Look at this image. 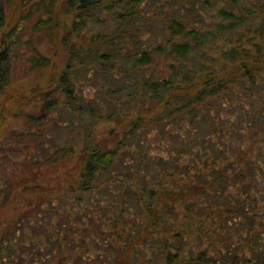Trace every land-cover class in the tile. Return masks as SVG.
I'll return each mask as SVG.
<instances>
[{
	"label": "trees",
	"instance_id": "trees-1",
	"mask_svg": "<svg viewBox=\"0 0 264 264\" xmlns=\"http://www.w3.org/2000/svg\"><path fill=\"white\" fill-rule=\"evenodd\" d=\"M64 13L66 60L0 186V264H264V0H0V96L17 48L50 66L34 35ZM61 94L80 123L67 137L44 133Z\"/></svg>",
	"mask_w": 264,
	"mask_h": 264
},
{
	"label": "rangeland",
	"instance_id": "rangeland-1",
	"mask_svg": "<svg viewBox=\"0 0 264 264\" xmlns=\"http://www.w3.org/2000/svg\"><path fill=\"white\" fill-rule=\"evenodd\" d=\"M17 8V4H14L11 9V12L8 15L9 26H12V24L16 25V23L18 22L17 15H15L18 13V11L16 10ZM66 17V13L62 15H56L53 25H51L49 28L44 29L43 31L37 32L34 35L35 43L37 44L39 50L51 59L49 67L43 69L39 68L37 70H30L28 68V64L25 61V57L28 52L25 51L23 48H17L18 55L16 56L14 61V72L12 82L5 90L3 95L0 96V108L3 109L4 113H10L7 118V122L5 123L2 129V133L0 134V186H2L4 190L8 187L6 186L7 181L19 180L20 177L18 176L21 175L20 172L23 171L22 160L24 161V156L17 154V156L15 157V161L18 163L19 166L18 168L16 164H14L12 167H9V164L13 156L12 150L21 152L20 149H18L17 147L21 139L18 138L16 135L23 136L24 130L28 128L25 114L29 112H36V114L38 115L39 113H41V104L43 102L44 97L42 98L40 91L44 89V87L53 78L55 79L57 77L56 75H58L60 70L63 68L64 62L66 60L65 54L61 52L57 42H54L56 29L59 28L58 31L61 30V23ZM25 87H29V89H32L33 92H31L29 89H25ZM17 88L23 89L19 97L23 96L24 99H21V101L18 102L19 107H17L16 113L11 114L13 108H11L9 106L10 104H8L7 102L10 101V97L13 90ZM96 88L97 86L94 85L91 80H88L85 82H79L78 92L84 97L89 98L95 95ZM56 96L58 95L56 94ZM64 98L65 95L61 94L58 103L59 106L52 110L51 117L49 114V119L46 124L47 126L44 129V133L47 132L57 137H67V134L72 133L75 135V133H79L78 127L80 123L78 122V118L72 115L71 112L66 108V106H64ZM48 99L52 98L49 97ZM108 108V111L112 110L111 106H108ZM61 124H64L65 126H60ZM95 130L97 132L96 137L98 139H102V141H104L108 145H113L114 141H117L122 136L121 130L115 120L98 121L95 126ZM24 141L27 143H31L33 142V139H30L26 136L25 140L23 138V142ZM47 144L50 150H53L54 146L52 145V143L47 142ZM159 152L162 151L159 150ZM53 172L54 169L51 168L49 176L44 177L46 183L50 182L49 179L52 178L50 176L53 174ZM34 183H36L35 180ZM46 194L47 192L45 190H40L37 192L36 197L39 195L43 197ZM5 203L6 199L3 198L1 202L2 206ZM3 207L4 208L0 209V213L5 214L10 212L7 206ZM3 225H5V223H3ZM0 238H4V234H0Z\"/></svg>",
	"mask_w": 264,
	"mask_h": 264
}]
</instances>
